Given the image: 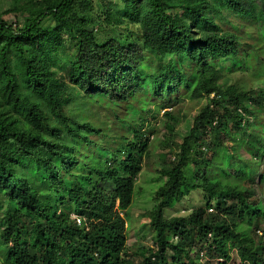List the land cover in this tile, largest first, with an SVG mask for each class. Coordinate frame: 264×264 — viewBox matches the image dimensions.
Segmentation results:
<instances>
[{
	"label": "trees",
	"instance_id": "obj_1",
	"mask_svg": "<svg viewBox=\"0 0 264 264\" xmlns=\"http://www.w3.org/2000/svg\"><path fill=\"white\" fill-rule=\"evenodd\" d=\"M234 1L236 10L251 14V2ZM72 2L58 0L21 27L0 19V192L9 203L0 219V264H264V242L255 238L260 230L264 233V213L237 181L247 177L246 167L228 163L227 168L213 160L202 169L195 164V171L185 173L195 163L200 136H205L214 121L230 119L237 131L248 126L243 108L251 102L248 95L232 87L222 90L218 84L221 74L207 61L208 57L217 60L235 54L234 38L204 36L193 24L174 22L162 0H132L126 5L130 21L140 26L143 46L158 59L171 57L166 65L160 64L159 76H149L155 93L178 90L185 79L177 59L187 57L197 74L192 94L212 96L194 119L177 159L162 172L166 181L155 193L156 209L148 225L152 247H142L127 257L125 218L146 149L140 136L144 125L131 129V140L122 138L124 145L103 155L89 149L87 137L70 127L66 130L74 142L51 143L34 132L47 127L45 118L28 94L20 91L17 76L10 71L8 54L14 53L23 65L24 89L62 116L58 81L31 64L25 47L49 40L52 32L41 27L49 18L59 30L73 34L68 19ZM75 31L78 51L69 79L103 100L105 94L106 99L118 95L137 68L130 49L112 44L100 48L90 33ZM191 192L203 194L205 207L188 217L165 219L164 211ZM230 199L235 202L228 204Z\"/></svg>",
	"mask_w": 264,
	"mask_h": 264
},
{
	"label": "rangeland",
	"instance_id": "obj_2",
	"mask_svg": "<svg viewBox=\"0 0 264 264\" xmlns=\"http://www.w3.org/2000/svg\"><path fill=\"white\" fill-rule=\"evenodd\" d=\"M57 1L0 0V19L21 27L26 21L32 20L38 11ZM130 1L132 0H73L68 16L73 34L59 30L49 18L41 25L46 33L52 32L49 40H38L25 47L26 57L31 64L51 73L58 81L62 116H58L57 110L47 101L40 100L37 95L24 89L22 62L16 54H8L10 71L17 76L20 91L28 94L45 118L47 127L36 128L38 130L34 132L51 143L61 141L69 145L74 142L75 137L66 130L70 127L74 133L87 137L89 149L103 155L104 151L110 152L119 144L124 145L122 138L131 140V129L144 125L140 136L146 141V149L141 171L134 181L132 203L125 218L124 254L127 257L137 253L142 247H152L148 225L149 218L156 209L155 193L166 181L162 172L170 162L177 159L183 139L189 135L194 119L212 98H196L192 94L197 74L195 64L187 57L176 58L181 60L178 67L185 79L179 83L178 90L155 93L149 76H159L162 73L159 67L166 65L171 57L158 59L143 46L140 26L130 21V13L126 10ZM248 1L251 2L250 15L236 10L234 0H162V3L165 13L174 22L193 24L204 36L234 38L235 54L217 60L208 57L207 61L221 74L218 84L222 90L232 87L237 93L248 95L251 101L243 104L247 111L246 130L243 128L237 131L235 123L230 119L214 121L205 136H200L201 141L195 146V163L189 164L185 173L195 171V164L202 169L213 160L227 168L228 163L246 167L247 177L237 181L242 190H247L251 202L264 213L263 1ZM80 21H84L85 25ZM76 28L90 33L100 48L112 44L121 50L131 51L133 64L137 68L129 80L123 83V87L120 86L118 95L111 99H106L108 95L105 94L103 100L102 96L95 95L90 88L86 92L84 85L73 83L69 79L68 71L75 62L78 51L74 39L78 34ZM186 86H190L189 90ZM75 92L80 93L79 96ZM170 128L172 132H169ZM50 129L55 130L51 133ZM61 136L62 140H59ZM107 159L106 157L105 160ZM77 171H80V166ZM234 202L232 199L227 200L228 204ZM205 205L202 193L191 192L179 203L166 209L164 218L188 217L192 211L204 208ZM8 207L9 203L0 192V219ZM71 218L77 219L73 216ZM261 231L256 233L255 238L264 242V233Z\"/></svg>",
	"mask_w": 264,
	"mask_h": 264
},
{
	"label": "built area",
	"instance_id": "obj_3",
	"mask_svg": "<svg viewBox=\"0 0 264 264\" xmlns=\"http://www.w3.org/2000/svg\"><path fill=\"white\" fill-rule=\"evenodd\" d=\"M209 211L211 212V210H209ZM75 222L77 223V225H80L81 224L79 218L75 219Z\"/></svg>",
	"mask_w": 264,
	"mask_h": 264
}]
</instances>
